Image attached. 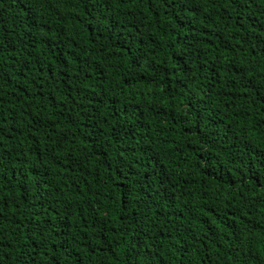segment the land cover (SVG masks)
Wrapping results in <instances>:
<instances>
[{
	"label": "trees",
	"instance_id": "obj_1",
	"mask_svg": "<svg viewBox=\"0 0 264 264\" xmlns=\"http://www.w3.org/2000/svg\"><path fill=\"white\" fill-rule=\"evenodd\" d=\"M262 251L264 0H0V264Z\"/></svg>",
	"mask_w": 264,
	"mask_h": 264
},
{
	"label": "snow or ice",
	"instance_id": "obj_2",
	"mask_svg": "<svg viewBox=\"0 0 264 264\" xmlns=\"http://www.w3.org/2000/svg\"><path fill=\"white\" fill-rule=\"evenodd\" d=\"M249 251H251V248H249ZM260 256H261L262 258H264V251H262V252L260 253ZM24 264H32V257H31V254H29V255L27 256V258H26L25 261H24Z\"/></svg>",
	"mask_w": 264,
	"mask_h": 264
}]
</instances>
